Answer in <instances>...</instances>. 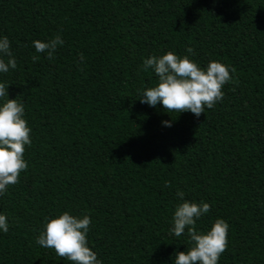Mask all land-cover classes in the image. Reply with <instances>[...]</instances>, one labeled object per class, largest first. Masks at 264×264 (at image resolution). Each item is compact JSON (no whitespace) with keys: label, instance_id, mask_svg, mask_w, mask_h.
<instances>
[{"label":"trees","instance_id":"trees-1","mask_svg":"<svg viewBox=\"0 0 264 264\" xmlns=\"http://www.w3.org/2000/svg\"><path fill=\"white\" fill-rule=\"evenodd\" d=\"M56 35L52 58L36 52ZM4 36L17 67L0 83L31 144L0 194V264H75L36 243L64 212L90 217L101 264H174L191 247L170 231L184 201L210 205L199 232L229 224L217 264H264V0H0ZM168 52L226 65L223 99L199 117L141 103L159 82L144 60Z\"/></svg>","mask_w":264,"mask_h":264},{"label":"clouds","instance_id":"clouds-1","mask_svg":"<svg viewBox=\"0 0 264 264\" xmlns=\"http://www.w3.org/2000/svg\"><path fill=\"white\" fill-rule=\"evenodd\" d=\"M62 44L60 35L47 42L33 41L36 52H47L48 58H52L57 46ZM186 51L194 55L193 48L189 47ZM4 57L7 58L6 62ZM38 59V56H33L34 62ZM83 59L81 54L80 60ZM16 67L17 61L9 39L4 36L0 38V72L7 73L9 68ZM143 67L144 70L153 69L159 82L155 87L143 91L141 103L155 107L160 102L169 113L190 111L196 117L205 113V106L211 109L223 99L222 86L231 79L229 68L220 62L212 61L206 69H202L188 56L179 58L173 52L160 57L152 56L144 60ZM231 71L234 73L235 69ZM8 86L0 83V98H7L0 105V194L7 190V186L16 184L21 171L27 168L23 155L25 145L31 144V129L23 118L24 105L16 99H9ZM163 123L171 126V121ZM169 186L166 182V187ZM177 196L184 199L181 191L177 192ZM209 211L210 205L205 202L184 201L177 206L170 231L176 237L186 234L191 247L185 252H176L174 264H217L228 245L229 224L217 219L207 233L199 232L196 222ZM90 224L88 215L78 218L64 212L46 223L36 243L54 249L58 256L66 257L75 264H101L96 253L87 246L86 235ZM0 230L5 233L9 230L3 214H0Z\"/></svg>","mask_w":264,"mask_h":264}]
</instances>
